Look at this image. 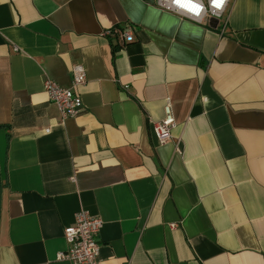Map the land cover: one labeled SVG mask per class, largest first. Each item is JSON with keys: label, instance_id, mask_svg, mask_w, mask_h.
Returning a JSON list of instances; mask_svg holds the SVG:
<instances>
[{"label": "crops", "instance_id": "1", "mask_svg": "<svg viewBox=\"0 0 264 264\" xmlns=\"http://www.w3.org/2000/svg\"><path fill=\"white\" fill-rule=\"evenodd\" d=\"M155 2L0 0V264H73L79 210L104 220L102 264H264V0L218 26ZM77 64L64 119L44 81Z\"/></svg>", "mask_w": 264, "mask_h": 264}, {"label": "built area", "instance_id": "2", "mask_svg": "<svg viewBox=\"0 0 264 264\" xmlns=\"http://www.w3.org/2000/svg\"><path fill=\"white\" fill-rule=\"evenodd\" d=\"M230 2L231 0H223L220 6L213 3V0H156L155 3L158 8L180 17L218 26ZM193 5H200L199 10L194 11ZM107 34L119 35L124 44L134 40V33L129 24L110 29ZM86 81L87 72L81 64L73 67L72 87L59 84L50 78L44 81V89L49 99L57 106L62 118L75 117L80 113L83 102L75 87L84 85ZM175 123L172 106L167 104L163 119L154 123V131L160 143H165L172 138V129ZM103 225L102 217L93 215L87 210H79L75 214L74 222L64 229L68 248L60 252L58 258L73 264H102L99 234Z\"/></svg>", "mask_w": 264, "mask_h": 264}, {"label": "clouds", "instance_id": "3", "mask_svg": "<svg viewBox=\"0 0 264 264\" xmlns=\"http://www.w3.org/2000/svg\"><path fill=\"white\" fill-rule=\"evenodd\" d=\"M213 3H217V0H213ZM192 7L194 11H198L200 8V5H193Z\"/></svg>", "mask_w": 264, "mask_h": 264}, {"label": "snow or ice", "instance_id": "4", "mask_svg": "<svg viewBox=\"0 0 264 264\" xmlns=\"http://www.w3.org/2000/svg\"><path fill=\"white\" fill-rule=\"evenodd\" d=\"M221 3H223V0H218L217 6H220Z\"/></svg>", "mask_w": 264, "mask_h": 264}]
</instances>
